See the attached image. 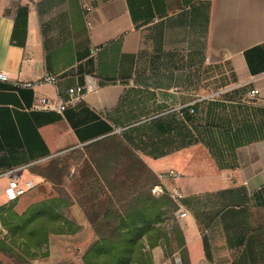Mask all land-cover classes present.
Listing matches in <instances>:
<instances>
[{
  "label": "crops",
  "instance_id": "obj_1",
  "mask_svg": "<svg viewBox=\"0 0 264 264\" xmlns=\"http://www.w3.org/2000/svg\"><path fill=\"white\" fill-rule=\"evenodd\" d=\"M163 1L135 22L126 0H0V70L11 76L0 80V172L121 138L156 177L178 173L164 184L183 193L173 228L190 264H259L264 72H249L244 51L264 53V0ZM45 73L55 85L37 83ZM86 80L93 89L64 111L31 108ZM172 235L150 249L153 264H181Z\"/></svg>",
  "mask_w": 264,
  "mask_h": 264
},
{
  "label": "trees",
  "instance_id": "obj_2",
  "mask_svg": "<svg viewBox=\"0 0 264 264\" xmlns=\"http://www.w3.org/2000/svg\"><path fill=\"white\" fill-rule=\"evenodd\" d=\"M126 2L135 22L152 20L156 14L164 11L163 0H126ZM244 57L252 75L264 72V53H261L258 47L245 50ZM247 86L249 89L252 88L251 84ZM112 144L114 150L117 149L116 146L121 145L126 151L124 160L129 164V168L121 171L119 167L115 173L124 172L126 176H130L125 180L127 182L124 188L127 192L117 198L105 194L104 199L94 197L91 198L92 201L82 203L84 215L96 233V238L81 256L82 262L83 264H153L150 249L157 245L160 239L164 242L168 239L166 232L160 231L157 224L162 222L163 209L170 207L175 210L176 205L167 194L156 196L151 192L152 187L158 184L157 177L125 141L113 137ZM109 162L103 167L96 168L99 172L98 176L109 171L105 168L110 164ZM35 164L29 165L26 170ZM108 183L110 179L99 180L94 190L110 191L111 185L108 186ZM117 187L119 186L114 185L113 192ZM124 188L120 186L118 190ZM14 203L15 201L0 203V224L13 239L12 242H22L27 254L33 255L34 253H30L31 249H38L41 244L47 243L49 233L76 230L70 228L73 222L60 212V205H67L63 198L43 199L29 204L21 212L14 210ZM251 233L256 244L258 262L264 264V225L253 229ZM172 234L179 248L181 264H190L182 233L177 228H172ZM0 251L12 252L13 249L1 240Z\"/></svg>",
  "mask_w": 264,
  "mask_h": 264
},
{
  "label": "rangeland",
  "instance_id": "obj_3",
  "mask_svg": "<svg viewBox=\"0 0 264 264\" xmlns=\"http://www.w3.org/2000/svg\"><path fill=\"white\" fill-rule=\"evenodd\" d=\"M226 87L229 86H221L213 93ZM219 96L221 95H213V97ZM113 146L112 144L111 149L103 148L102 150L100 145L78 146L42 160L26 170V177L34 180L35 187L15 201L14 210L21 212L29 204L51 197L63 198L67 205H60V212L73 222L70 228L76 230L74 232L49 233L47 243L41 244L38 249H31L30 253H34L31 255L26 253L21 241L12 242L13 239L0 224V241L6 242L13 249L12 252L0 251V264H83L81 256L86 247L96 238V233L84 215L82 203L90 202L94 197L104 199L105 194L117 198L127 192L124 188L125 182H127L125 180L130 176H126L124 172L115 173L119 167L121 171L129 168V164L124 160L126 151L121 145L116 146V150L113 149ZM107 161H110V164H107L105 168L109 171L105 172V175L100 173L98 176L99 172L96 171V168L103 167L105 163H108ZM104 179H110L108 186L111 185L109 187L111 192L108 189L105 190L106 192L94 190L97 181ZM4 182L5 179L0 178V187ZM114 185L119 186L114 191H118L117 193L113 192ZM120 186L124 189L118 190ZM164 193L167 194L166 190H162L156 196ZM0 203H4L2 198H0ZM76 208L79 213L76 212ZM163 210L162 222L157 226L168 236L173 228L174 209L165 207Z\"/></svg>",
  "mask_w": 264,
  "mask_h": 264
},
{
  "label": "built area",
  "instance_id": "obj_4",
  "mask_svg": "<svg viewBox=\"0 0 264 264\" xmlns=\"http://www.w3.org/2000/svg\"><path fill=\"white\" fill-rule=\"evenodd\" d=\"M11 76L8 72L0 70V80L1 81H9L10 82ZM49 83L52 85L56 84V77L50 74L45 73L37 83ZM13 86H30L31 83L26 82H18L17 80L11 81ZM94 87V83L91 81H85L81 84H76L74 86H70L66 89V97L56 96L54 98L47 97V96H40L35 99L32 103L31 108L33 109H40L45 111H55V112H62L67 107L73 106L76 101L84 94V92L92 90ZM232 87H226L214 92L207 97H211L216 94H223L229 91ZM258 93L257 88L252 87L246 91L245 95L248 99H254ZM192 104L190 103L188 111L190 113L193 112ZM40 161H36L34 163H30L27 165L17 166L10 169H5L0 172V178L5 179V184L1 189V198L4 203H10L17 201L21 195L28 192L29 190L35 187V182L31 178H23L22 172L27 169L29 165L38 163ZM178 173L172 169L167 170L164 173L157 174V178L159 179V184L155 185L152 188V193L154 195L159 194L162 190H166L167 195L176 205L175 210L173 211V217H185L186 211L183 209L181 205V199L183 198V193L176 184L165 185L164 180L167 177L172 179H176Z\"/></svg>",
  "mask_w": 264,
  "mask_h": 264
}]
</instances>
